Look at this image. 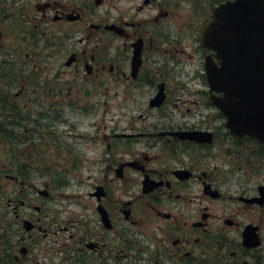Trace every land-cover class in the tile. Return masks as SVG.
Instances as JSON below:
<instances>
[{
    "label": "flooded vegetation",
    "instance_id": "1",
    "mask_svg": "<svg viewBox=\"0 0 264 264\" xmlns=\"http://www.w3.org/2000/svg\"><path fill=\"white\" fill-rule=\"evenodd\" d=\"M219 1L0 0V64L6 60L13 65H31L33 70L39 68L47 73L51 70V76H43L39 90L34 87L30 93L46 100L41 126H54L48 118L49 110L59 115L64 113L67 96L80 98L85 93L93 99V81H105L108 88L115 82L154 81L158 84L163 76L158 67L176 60V51H191V58L198 57L192 51L202 50L199 48L201 28L210 19L212 5ZM101 38H104L103 44L98 41ZM200 54L203 57L204 54ZM70 55L74 60L66 65ZM134 55L140 62L136 76L131 75ZM43 65L47 66L45 70H42ZM70 81L80 83L78 89L85 90H74L73 85H67ZM90 112L93 113V102ZM223 126L219 123L209 128L196 123L169 121L148 123L147 129L141 132L115 134L124 139L145 135V146L159 154L134 150L133 144L127 142V157L108 158L101 180L94 189L103 186L101 203L112 221V228L105 229L103 234L93 232L91 250H85L87 241L80 238L78 248L86 257L64 256L59 264H264L263 220L259 224L261 244L247 247L242 243V230L247 223L236 218L239 206L229 216L225 207L214 213L207 205L177 207L191 192L199 194L208 203L213 189L219 191V199L225 197L221 188L226 181L216 167L209 164L216 152H223V143L217 138L221 134L217 133V128ZM178 130H212L214 141L209 144L179 139L172 134ZM246 140L245 137L240 141ZM17 141L14 128L11 152L16 155ZM230 142L233 144L234 139ZM245 146L226 150L236 159L231 172L236 169L254 172L253 165L248 164V168L245 165L251 160L250 145ZM129 161L132 164L127 163ZM11 170L14 173L0 172V176L17 175V163H12ZM143 177L161 182L142 195L151 198L147 201L156 215L155 225L148 234L144 233L141 219L121 217L125 201L118 199L115 205L112 202L116 188L121 194L142 191ZM256 193L257 186H243L235 191L238 204L253 215L257 213L258 205L241 197H252ZM129 200L128 207L133 214L134 200L126 201ZM13 212L17 217L16 205ZM211 219H222V230L212 232ZM36 221L24 244L13 240L16 229L10 220L9 230L5 228L3 234L0 232V264H46V254L39 246L47 235L46 229L42 218L37 217ZM40 231L44 232L41 236Z\"/></svg>",
    "mask_w": 264,
    "mask_h": 264
},
{
    "label": "rangeland",
    "instance_id": "2",
    "mask_svg": "<svg viewBox=\"0 0 264 264\" xmlns=\"http://www.w3.org/2000/svg\"><path fill=\"white\" fill-rule=\"evenodd\" d=\"M176 52L177 57L173 63L170 62L159 67L162 72L170 73V77L166 78L170 97L167 106L159 110L148 106V100L155 89L152 83H142L139 86L126 82L113 83L107 92L103 87L100 93L93 95V100L88 97L82 98L80 107L76 111L66 108V113L62 116L64 122H61L53 131L57 136V142L62 145L61 149L58 150L59 145L53 141L51 135L49 145L32 146L33 150L44 151L45 153L40 156L39 162L30 163L33 168L39 169L38 173L34 169L36 172L28 179L30 185L35 186V188L27 189L26 192L28 199H31L32 206L33 204L42 206L40 215L45 217L48 234L42 242L43 247L41 249L45 250L50 259L54 257L53 260L57 261L55 256L58 255L59 248H61L66 236H92L93 230L99 229L98 223L95 221L97 219L94 209L95 202L91 192L98 181L96 178H100L104 172L103 158L108 155V141H113L108 136L104 137V134L121 128L122 130L125 128H133L131 130L136 129V131L144 130L146 123L161 121L196 123L207 127L223 122V119L218 117L214 108L205 105L204 97L195 92L196 90L207 89L203 82L194 79L200 78L202 66L189 56L191 51H181L179 49ZM26 73L27 71L24 74ZM43 75L42 73L40 76ZM25 83L15 82L11 91L7 90L8 93L18 91L19 87ZM91 100L93 101V114L86 113L82 109L88 107ZM19 101L24 104L27 110L41 106L38 98L31 103L32 99L26 93L21 94ZM38 112L40 111L36 110L34 112V118L38 116ZM162 112H164V115H162ZM137 139L135 150H142L151 155L159 154L156 153L155 149H149L145 146L147 140L142 137ZM20 148L18 147V149ZM226 148H229L228 145H226ZM116 150L117 157L128 156L127 153L122 151L121 147ZM27 151L30 152L31 149ZM8 152L9 147L0 142V164L8 161ZM23 154L27 155L26 153ZM254 163L256 164L255 161ZM218 164L221 167L220 171L229 168L228 163L219 161ZM240 178L242 179L241 183L246 184L247 187L264 183V167L259 168L250 177L243 175L241 172H235L228 186L236 188L237 185L234 183ZM44 187L49 192L47 196L39 195L37 192V189H43ZM19 189L20 187L17 186L16 191L18 192ZM13 194L12 182L10 180L2 181L0 185V231L3 228L10 227V220L13 223L16 222L15 226L20 232L13 237V240L20 241L27 236V232L23 229L20 221L21 217L33 215L35 219L37 213L32 207H21L18 212L19 221H16L15 215L9 212L10 206L8 205V199ZM224 194L227 195L225 199L209 202L210 210H219L221 206L225 205L232 210L236 207V202L227 198L231 193L225 191ZM113 196H120L122 199L132 197L130 194H121L118 188L114 190ZM205 204L207 202L199 194L191 192L185 201L177 204V207L181 208L185 205L186 207L196 208ZM134 208L136 215L147 221V227L144 230L149 231L153 226V216L147 208L146 200L137 196ZM241 209L242 206H240L239 211L242 214L238 218L251 219L250 212H245L244 209L241 211ZM262 218H264V209L258 210L254 219L258 222ZM211 226L215 230L217 226H221V221L219 220L217 224L212 221ZM262 228L264 230V223H262Z\"/></svg>",
    "mask_w": 264,
    "mask_h": 264
},
{
    "label": "water",
    "instance_id": "3",
    "mask_svg": "<svg viewBox=\"0 0 264 264\" xmlns=\"http://www.w3.org/2000/svg\"><path fill=\"white\" fill-rule=\"evenodd\" d=\"M214 16L203 42L216 51L220 65L207 57L206 71L210 91L224 94L213 100L227 115L233 135L264 142V0H235L215 9ZM161 100L158 95L156 103ZM260 191L257 201L263 204L264 186Z\"/></svg>",
    "mask_w": 264,
    "mask_h": 264
}]
</instances>
